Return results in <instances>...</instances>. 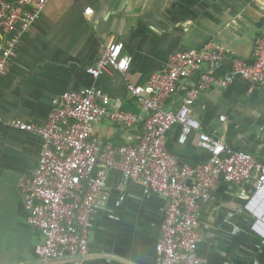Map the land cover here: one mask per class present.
I'll list each match as a JSON object with an SVG mask.
<instances>
[{
	"label": "crops",
	"instance_id": "crops-1",
	"mask_svg": "<svg viewBox=\"0 0 264 264\" xmlns=\"http://www.w3.org/2000/svg\"><path fill=\"white\" fill-rule=\"evenodd\" d=\"M15 32L6 37L14 36ZM264 38V0H47L30 28L19 35L5 75L0 77V264H42L34 252L38 231L26 222L20 181L35 167L41 138L14 127L22 119L44 123L52 99L64 91L98 87L120 109L142 115L126 82L145 85L169 56L185 48L222 46L225 58L212 71L229 76L212 84L190 106L199 131L264 162V82L228 75L231 57L248 59L257 37ZM122 45L130 61L125 72L107 69L93 78L86 68L104 48ZM191 79L179 83L166 106L176 110ZM142 120L122 127L95 123L90 138L114 145L134 143ZM180 124L166 133V146L179 164L207 161L198 132L178 141ZM244 187L221 180L209 199L198 200L197 252L207 264H264V239L250 229L241 209ZM88 234L87 264H154L163 218V197L142 186L121 183L111 170L105 199Z\"/></svg>",
	"mask_w": 264,
	"mask_h": 264
},
{
	"label": "built area",
	"instance_id": "built-area-1",
	"mask_svg": "<svg viewBox=\"0 0 264 264\" xmlns=\"http://www.w3.org/2000/svg\"><path fill=\"white\" fill-rule=\"evenodd\" d=\"M47 0H0V77L5 75L19 35L30 28ZM15 32L14 36H6ZM222 46L174 51L166 65L150 74L145 85L126 82L142 115L120 109L100 88L64 91L54 97L44 123L22 119L14 127L41 138L37 162L19 184L26 222L38 231L34 252L42 264H87L88 234L105 199L111 170L123 184L132 182L160 194L163 218L154 246V264H207L197 252L195 228L198 200L209 199L219 181L248 185L241 209L250 217V229L264 239V162L234 149L217 137L199 131L190 106L212 84L226 86L229 76L212 69L225 58ZM228 75L239 74L252 83L264 82V38L257 36L248 59L231 57ZM129 57L119 42L108 44L86 68L93 78L107 69L125 72ZM191 79L176 110L166 101L183 80ZM107 119L127 127L142 120L134 143L114 145L90 138L95 123ZM180 124L178 141L198 132V144L209 152L207 161L179 164L166 146V133Z\"/></svg>",
	"mask_w": 264,
	"mask_h": 264
}]
</instances>
